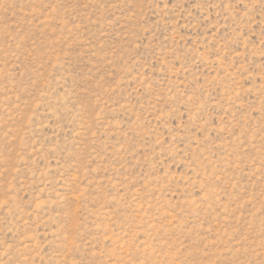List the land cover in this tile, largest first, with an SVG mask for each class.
Masks as SVG:
<instances>
[{
    "label": "rangeland",
    "instance_id": "obj_1",
    "mask_svg": "<svg viewBox=\"0 0 264 264\" xmlns=\"http://www.w3.org/2000/svg\"><path fill=\"white\" fill-rule=\"evenodd\" d=\"M0 264H264V0H0Z\"/></svg>",
    "mask_w": 264,
    "mask_h": 264
}]
</instances>
